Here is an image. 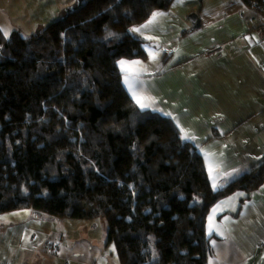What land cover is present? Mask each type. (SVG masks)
Masks as SVG:
<instances>
[{"label": "trees", "instance_id": "16d2710c", "mask_svg": "<svg viewBox=\"0 0 264 264\" xmlns=\"http://www.w3.org/2000/svg\"><path fill=\"white\" fill-rule=\"evenodd\" d=\"M172 1L86 0L29 36L0 29V214L103 218L120 264H209L212 207L264 185V162L215 188L174 120L127 91L119 60L158 47L130 28Z\"/></svg>", "mask_w": 264, "mask_h": 264}, {"label": "crops", "instance_id": "0c3cea01", "mask_svg": "<svg viewBox=\"0 0 264 264\" xmlns=\"http://www.w3.org/2000/svg\"><path fill=\"white\" fill-rule=\"evenodd\" d=\"M173 1L151 24L153 17L129 31L158 47L148 50L147 59L124 58L118 66L134 101L171 117L183 137L187 132L212 185L223 188L264 162V41L256 34L262 16L243 0H210L199 9L174 7ZM33 8L42 11L35 24H50L61 13L55 0L33 1ZM192 12L199 14V28L188 19ZM3 215L8 220L0 219V264H120L107 235L95 234L94 220L67 222L30 209ZM210 224L220 231L210 232ZM207 234L209 264H264V185L215 203Z\"/></svg>", "mask_w": 264, "mask_h": 264}, {"label": "rangeland", "instance_id": "374dc122", "mask_svg": "<svg viewBox=\"0 0 264 264\" xmlns=\"http://www.w3.org/2000/svg\"><path fill=\"white\" fill-rule=\"evenodd\" d=\"M33 1L36 0H25V3L23 5L20 4V7L22 9H19V5L17 4V0H14L13 3H6L7 1H0V29L2 30V32L4 33L5 36H9L13 31L17 30L19 32H21L24 36H29L31 34H33L34 32L43 29L44 27H46L49 24L43 25V24H35L34 21L37 18L38 15H41L42 11L41 10H37L33 8ZM58 4V9L61 11V13L59 14V18L62 17L69 6H75L78 4V2L80 0H55ZM181 0H174L173 4L174 7H181V8H191L190 5H195L198 9L200 8V5L202 4H207L210 2V0H203L202 2L198 3H193L190 4L189 2H183L180 3ZM215 3H218L217 1H213ZM177 4H179L177 6ZM206 9V7L204 8ZM34 16H36L34 18ZM37 23V22H36ZM2 217L0 218L1 220H8V217H5L6 215L0 214ZM58 219V218H57ZM60 220V219H58ZM72 220L74 219H67V222H72ZM38 221H42L40 219H38ZM74 221H78V220H74ZM82 222L86 221V222H90L87 220H81ZM45 222V227H49L51 224L46 223ZM94 222L96 223V229H95V234L98 236H103V234L108 235V229H107V222L105 221V219L103 218H96L94 220ZM70 225V224H69ZM73 225H75L73 223ZM55 228L58 229L57 225L55 224ZM81 232H84V229H81ZM61 233V231L59 232Z\"/></svg>", "mask_w": 264, "mask_h": 264}, {"label": "snow or ice", "instance_id": "6c2138e0", "mask_svg": "<svg viewBox=\"0 0 264 264\" xmlns=\"http://www.w3.org/2000/svg\"><path fill=\"white\" fill-rule=\"evenodd\" d=\"M159 15H161V14H160V13H154V14H153V18H152V20H150L148 23L151 24V23L157 18V16H159ZM143 27H147V25H144ZM132 31L139 32L140 29H139V28H136V29H132ZM148 38H149V39H152V37H148ZM152 58L155 59V55H154V54H153V57H152ZM120 63H121V65H124V64H126V63H128V62H126V61H121ZM132 63H138V62H132ZM126 82H128V81H127V78H126ZM129 87L131 88L132 85L129 84ZM132 95H133V97H137V93H136L135 91L132 92ZM136 103L139 104V106H140L142 109L150 107V104H149V103L142 102L141 99H139V98L136 99ZM184 138H185V139L190 138V137L188 136L187 132H185ZM213 170H214V169L210 166V168H209L210 173H211ZM214 187H215V185H214ZM210 220H211V218H210ZM213 230H216V231H218V232L220 231L219 228H218L216 225H214V224H210L209 231L211 232V231H213ZM220 235H223V232H220Z\"/></svg>", "mask_w": 264, "mask_h": 264}, {"label": "water", "instance_id": "95a60500", "mask_svg": "<svg viewBox=\"0 0 264 264\" xmlns=\"http://www.w3.org/2000/svg\"><path fill=\"white\" fill-rule=\"evenodd\" d=\"M86 0H80L77 4V6H73L67 9L66 11V16L64 19H66V17H68L69 15H71L72 13H74L77 9L78 6H80L82 3H84ZM183 2H188V1H203V0H182ZM188 19L192 22V25L194 28H199L201 25L200 19H199V14L197 12H192L189 14Z\"/></svg>", "mask_w": 264, "mask_h": 264}, {"label": "built area", "instance_id": "2783aa9c", "mask_svg": "<svg viewBox=\"0 0 264 264\" xmlns=\"http://www.w3.org/2000/svg\"><path fill=\"white\" fill-rule=\"evenodd\" d=\"M262 16V23L256 29V34L261 41H264V2L260 7H256Z\"/></svg>", "mask_w": 264, "mask_h": 264}]
</instances>
